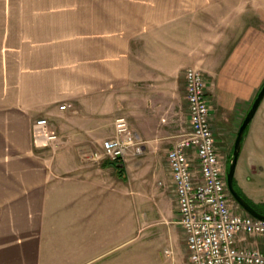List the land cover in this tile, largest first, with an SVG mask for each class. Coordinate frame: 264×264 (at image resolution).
I'll return each mask as SVG.
<instances>
[{
    "label": "crops",
    "instance_id": "1",
    "mask_svg": "<svg viewBox=\"0 0 264 264\" xmlns=\"http://www.w3.org/2000/svg\"><path fill=\"white\" fill-rule=\"evenodd\" d=\"M188 68L226 153L264 84V0H0V264L125 262L129 181L178 223L167 153L189 126ZM119 117L143 141L124 174L93 159ZM40 118L56 148L35 146Z\"/></svg>",
    "mask_w": 264,
    "mask_h": 264
},
{
    "label": "built area",
    "instance_id": "2",
    "mask_svg": "<svg viewBox=\"0 0 264 264\" xmlns=\"http://www.w3.org/2000/svg\"><path fill=\"white\" fill-rule=\"evenodd\" d=\"M184 78L189 127L168 151L167 165L178 224L186 238L187 264H264V251L245 244L250 238L264 241V220L243 211L230 193L212 119L209 80L195 68L186 69ZM115 131L101 151L93 153L94 160H125L131 149L143 153V141L127 118L116 119ZM33 136L39 149L62 143L46 118L36 120Z\"/></svg>",
    "mask_w": 264,
    "mask_h": 264
},
{
    "label": "rangeland",
    "instance_id": "3",
    "mask_svg": "<svg viewBox=\"0 0 264 264\" xmlns=\"http://www.w3.org/2000/svg\"><path fill=\"white\" fill-rule=\"evenodd\" d=\"M221 154L228 164L233 149ZM235 178L247 197L264 207V100L245 132ZM128 185L127 260L118 264H187L186 238L175 213L164 214L150 190L142 195L134 182Z\"/></svg>",
    "mask_w": 264,
    "mask_h": 264
},
{
    "label": "water",
    "instance_id": "4",
    "mask_svg": "<svg viewBox=\"0 0 264 264\" xmlns=\"http://www.w3.org/2000/svg\"><path fill=\"white\" fill-rule=\"evenodd\" d=\"M263 100H264V85L258 92L256 98L254 99L252 103L251 108L248 110L239 128V131L237 133V137L235 140L234 148H233V158L230 162V166L227 169V182H228V187H229L232 197L246 213L260 220H264V214L257 211L242 195L239 194V192L235 188L234 181H235L239 158H240L241 151H242V144H243L245 132L248 126L250 125V123L252 122V120L254 119V117L256 116ZM115 166L119 170H124L125 168V164L121 161L116 162Z\"/></svg>",
    "mask_w": 264,
    "mask_h": 264
},
{
    "label": "trees",
    "instance_id": "5",
    "mask_svg": "<svg viewBox=\"0 0 264 264\" xmlns=\"http://www.w3.org/2000/svg\"><path fill=\"white\" fill-rule=\"evenodd\" d=\"M264 85V84H263ZM233 158V155L231 156V160ZM230 160V162H231ZM229 162V163H230ZM116 162H112V164L115 165ZM119 173L124 174V170H119ZM235 188L237 189V191L239 192L240 195H242L257 211H259L260 213L264 214V207L263 206H258L256 204H254L248 197L247 195L242 191V189L238 186L237 181L235 180Z\"/></svg>",
    "mask_w": 264,
    "mask_h": 264
},
{
    "label": "flooded vegetation",
    "instance_id": "6",
    "mask_svg": "<svg viewBox=\"0 0 264 264\" xmlns=\"http://www.w3.org/2000/svg\"><path fill=\"white\" fill-rule=\"evenodd\" d=\"M226 166H227V168L230 166V163H228L227 164V162H226ZM235 180H236V178H235ZM234 183H235V181H234ZM238 183V182H237ZM238 186H239V184H238ZM240 187V186H239Z\"/></svg>",
    "mask_w": 264,
    "mask_h": 264
}]
</instances>
